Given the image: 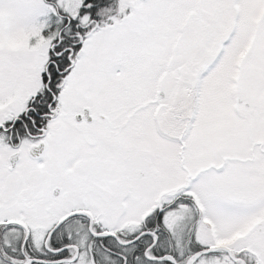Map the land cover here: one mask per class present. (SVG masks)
Wrapping results in <instances>:
<instances>
[{
  "label": "snow or ice",
  "instance_id": "1",
  "mask_svg": "<svg viewBox=\"0 0 264 264\" xmlns=\"http://www.w3.org/2000/svg\"><path fill=\"white\" fill-rule=\"evenodd\" d=\"M0 264H264V0H0Z\"/></svg>",
  "mask_w": 264,
  "mask_h": 264
}]
</instances>
